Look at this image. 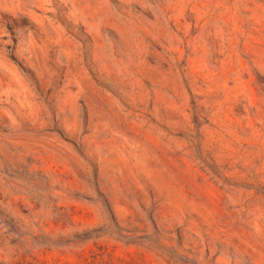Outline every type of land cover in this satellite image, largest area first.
<instances>
[{"label":"rangeland","instance_id":"rangeland-1","mask_svg":"<svg viewBox=\"0 0 264 264\" xmlns=\"http://www.w3.org/2000/svg\"><path fill=\"white\" fill-rule=\"evenodd\" d=\"M0 264H264V0H0Z\"/></svg>","mask_w":264,"mask_h":264}]
</instances>
